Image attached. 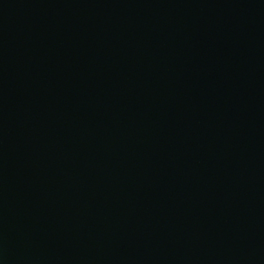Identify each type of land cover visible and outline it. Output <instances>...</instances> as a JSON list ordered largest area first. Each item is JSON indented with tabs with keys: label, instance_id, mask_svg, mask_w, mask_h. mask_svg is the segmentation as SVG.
Returning a JSON list of instances; mask_svg holds the SVG:
<instances>
[{
	"label": "water",
	"instance_id": "95a60500",
	"mask_svg": "<svg viewBox=\"0 0 264 264\" xmlns=\"http://www.w3.org/2000/svg\"><path fill=\"white\" fill-rule=\"evenodd\" d=\"M0 264H264V0H0Z\"/></svg>",
	"mask_w": 264,
	"mask_h": 264
}]
</instances>
